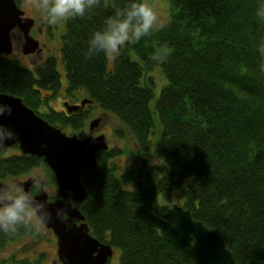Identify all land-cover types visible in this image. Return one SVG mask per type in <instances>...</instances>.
I'll use <instances>...</instances> for the list:
<instances>
[{"label":"trees","instance_id":"obj_1","mask_svg":"<svg viewBox=\"0 0 264 264\" xmlns=\"http://www.w3.org/2000/svg\"><path fill=\"white\" fill-rule=\"evenodd\" d=\"M129 2L101 0L83 18L64 22L65 94L75 105L77 92L86 93L92 104L83 111L51 107L62 88L56 57L34 72L0 54V93L80 138L100 108L135 140L140 150L123 173L118 148L98 153L96 167L82 178L88 193L82 213L92 235L120 252V264H194L150 219L162 217L176 197L224 237L237 264H264V0H168L169 21L127 44L111 65L103 53L86 59L93 33ZM154 43L166 46V61L150 59ZM158 67L166 84L157 95L150 74ZM152 139L160 155L155 163ZM40 166L35 156L0 153V182ZM1 235L11 243L27 229Z\"/></svg>","mask_w":264,"mask_h":264},{"label":"water","instance_id":"obj_2","mask_svg":"<svg viewBox=\"0 0 264 264\" xmlns=\"http://www.w3.org/2000/svg\"><path fill=\"white\" fill-rule=\"evenodd\" d=\"M24 14L16 0H0V54L9 56L13 53L11 32L16 28L24 34L25 55L38 49L39 42L30 35L34 20L24 19ZM0 102L12 108L11 115L6 114L0 122L16 134V139L9 140L0 151L18 144L23 155L42 159L59 188L62 198L55 202H48L46 192L34 198L46 203L53 212L52 222L44 225L53 229L57 236L60 260L63 264H107L114 253L112 247L102 245L90 234L85 216L74 207L88 199L82 183L83 172L96 167L98 153L109 150L104 135L92 142V133L100 128L101 119H94L89 126V136L80 138L77 134L67 135L52 126L18 97L0 93ZM91 103L90 100H83L80 105L66 103L64 108L71 114ZM0 185L6 184L0 182ZM69 193L72 194L73 206L66 205ZM62 207H66V213L61 220L55 217V210ZM150 219L165 240L194 264H237L224 237L194 219L189 210L175 204L162 217L151 213Z\"/></svg>","mask_w":264,"mask_h":264},{"label":"clouds","instance_id":"obj_3","mask_svg":"<svg viewBox=\"0 0 264 264\" xmlns=\"http://www.w3.org/2000/svg\"><path fill=\"white\" fill-rule=\"evenodd\" d=\"M29 3L40 14L43 24L55 26L73 18H83L90 10L99 7L101 0H29ZM259 14L264 15V11ZM158 21L157 13L149 4L142 0H130L114 15L107 17L103 27L93 33L87 42L85 58L91 59L103 53L109 62H115L127 44L139 42L150 35ZM153 46L156 51L150 59L157 63L166 61L170 54L165 51L166 46L158 47L155 43ZM260 51L264 55V47ZM11 113V106L0 102V118ZM15 139L16 134L0 122V148L6 147L9 140ZM33 182L36 183L35 180ZM66 205H74L71 193ZM65 213L66 207L57 208L55 217L62 220ZM52 220L53 212L49 206L34 198L22 186L0 185V232L13 235L20 227L30 228Z\"/></svg>","mask_w":264,"mask_h":264},{"label":"rangeland","instance_id":"obj_4","mask_svg":"<svg viewBox=\"0 0 264 264\" xmlns=\"http://www.w3.org/2000/svg\"><path fill=\"white\" fill-rule=\"evenodd\" d=\"M142 2L149 4L154 11L157 13L159 17L158 25L153 28V30H157L163 25H165L169 21V7H168V0H142ZM20 6L23 10H25L28 13V16H34L35 8L29 3V0H20ZM60 27L58 30V34L53 38L52 41H49L47 43V47L45 50L38 54L36 53L34 56L26 57L23 55L22 46L23 43L20 41H15V53L12 59H15L20 63L21 66L28 68L34 72L38 70V68L43 65L46 62V59L50 56L57 57L59 61L58 70L62 72V88L60 90V93L56 99L50 102L51 107L56 111H62L64 110L63 104L68 102V97L65 94L66 87H67V78L66 75L63 72V64L61 62V55H60V49L62 46V35L65 32V23L61 22L59 23ZM127 48V45L121 50L125 51ZM113 62H110V65ZM154 77L157 89L156 93L157 95L161 91L163 85L166 84V80L161 72V67L156 68L152 74H150ZM77 97L79 100H84L87 97L86 93L84 92H77ZM74 104H77L78 102L72 101ZM79 104V103H78ZM46 110V109H44ZM96 118L101 119L100 123V130L97 131V135H104L106 138V141L109 145V150L122 148L124 155L121 158L116 159V163L119 164L118 173H123L125 166L130 165L131 163H134L136 158L134 156L136 155V152L140 150V148L137 146L135 140L132 138L130 133L124 129V126L121 124L120 120L114 115L107 112H104L100 108H96L93 111V114L91 118L88 121V127L89 124ZM88 127L87 130L88 131ZM64 133L68 135H72L73 131L71 129H66L63 131ZM156 143V142H155ZM154 145V139H152V149ZM11 152H7L5 154H2L3 157H6L7 155H14L18 154L19 151L16 149L10 150ZM160 155L158 152H155V148L153 149V158L152 163H155L158 161ZM136 168L140 169V164L136 166ZM39 181H46L47 188L46 191L50 194V196L56 195L58 192V189L55 185H52L51 183H48L49 180H51L49 177H47V173L44 170L42 166L38 167V171L35 175ZM52 182V181H51ZM17 181H14L11 184H17ZM129 189V188H127ZM175 204L181 205V200L176 197L174 199ZM166 204L165 202L163 203ZM40 233L42 234L41 242L38 243L37 241H33L26 238V237H19L14 242H4V237H0V264H14L12 262V259L17 260L19 263H22V260H29L34 261L39 257V255L52 253L54 251V245L55 242L53 241V237L46 232L44 229L40 230ZM117 253V256L120 260V252L118 250H114ZM50 260L52 256L48 257ZM49 261V260H48ZM47 258L45 264H48ZM25 262V261H24ZM120 263V262H119ZM25 264V263H23Z\"/></svg>","mask_w":264,"mask_h":264},{"label":"flooded vegetation","instance_id":"obj_5","mask_svg":"<svg viewBox=\"0 0 264 264\" xmlns=\"http://www.w3.org/2000/svg\"><path fill=\"white\" fill-rule=\"evenodd\" d=\"M19 8L25 13L24 16H23L24 19H32V20H34V25L32 26V28L30 30V35L36 41L39 42V47L33 54L25 55L24 54L25 37H24L23 32L19 28H16V29H14L11 32V39H12V43H13V53L11 55L7 56V57H13L14 55H16V53L14 51V49H15V41H20L21 43H23V46H22L23 53L22 54L25 55L26 57L34 56L36 53L40 54L47 47V43H49V41H52L53 38H55V36L58 34V30H59L60 24H57L55 26H47V25L42 23L41 16L37 12L36 9L34 11V13H35L34 16H28V13L25 10H23L21 6ZM60 55H61V53H60ZM51 57H55V56L52 55V56L48 57L46 60H48ZM61 58H62V56H61ZM99 130H100V128L92 133V142L94 141V139L96 137L100 136V134L97 135V133H98L97 131H99ZM87 136H89V130L86 131L85 138ZM12 149L18 150L19 153L18 154H14V155L13 154L12 155H7L6 158H9V157H12V156H15V155H23L21 153L20 149H19V145L18 144L14 145V146H12L10 148H5V149L1 150L0 153L1 154H5L7 152H11L10 150H12ZM23 156H30V155H23ZM42 167L46 171L47 177H49L51 179V180L48 181V183H51L52 185H55L56 188L58 189V191H57L58 193L56 195L50 196V194L46 191V188H47L46 181H39L40 179H38L35 176L37 171H38V168L36 170H34L30 175H27V176H24V177H20V178H10V179H8L6 181H2V182L4 184H11V182L13 183L14 181H17L18 182L17 185L22 186L25 189V191L26 190L29 191L32 194L33 197L38 196L42 192H46L47 195H48V202H55V201H57V200L62 198V197H60V194H59V188H58V186H57V184L55 182V178L50 173V171L46 168V166L43 164V162H42ZM83 174H84V172H83ZM34 180L36 181V183L33 182ZM29 184H30V186H28ZM84 203L85 202H83L82 204H75L74 207L79 209L82 212L80 206H82ZM66 217L67 216H65V218ZM34 225H35V222H34ZM78 225H80V224H78ZM26 229H27V235H25L24 237H26V238H28L30 240L33 239V241H37L38 243H40L41 239H42V234L40 233V230L44 229L46 232H48L53 237V241L55 242L54 251L52 253L39 255V257L37 259H35L34 261L22 260L23 262L19 263L17 260L12 259V262L14 264H23V263H25V264H45L46 258H47V261L49 260L48 264H63V262L60 260L59 255H58V239H57V236L55 235L53 229H49L44 224L35 225L33 227L26 228ZM1 233L2 232H0V237H3V235H1ZM90 234L92 235L91 231H90ZM6 239L7 238H4V240H6ZM99 242L102 245H108L107 243H104V242H101V241H99ZM113 251H114V249H113ZM50 256H52L51 260L48 258ZM119 262L120 261H119V258L117 256V253L114 251L112 257H110L108 259L107 264H120Z\"/></svg>","mask_w":264,"mask_h":264},{"label":"bare ground","instance_id":"obj_6","mask_svg":"<svg viewBox=\"0 0 264 264\" xmlns=\"http://www.w3.org/2000/svg\"><path fill=\"white\" fill-rule=\"evenodd\" d=\"M84 100H87V99H84ZM82 101H83V100H82ZM82 101H81V102H82ZM81 102H80V103H81ZM80 103H79V105H80ZM91 104H92V103H91ZM91 104H87V105H91ZM87 105L84 107V109L87 107ZM63 108H64V106H63ZM84 109H83V110H84ZM64 110H65V108H64ZM83 110H81V111H83ZM65 111H66V110H65ZM81 111H80V112H81ZM36 114H37V113H36ZM72 135H74V134H72ZM77 135H78V134H77Z\"/></svg>","mask_w":264,"mask_h":264}]
</instances>
